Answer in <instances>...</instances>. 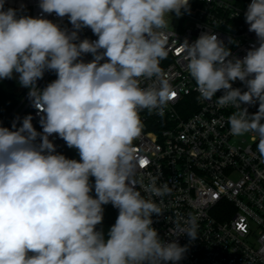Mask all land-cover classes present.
<instances>
[{
  "label": "clouds",
  "instance_id": "obj_1",
  "mask_svg": "<svg viewBox=\"0 0 264 264\" xmlns=\"http://www.w3.org/2000/svg\"><path fill=\"white\" fill-rule=\"evenodd\" d=\"M4 5L0 0V80L18 75L43 113V131H36L31 115L18 128L15 122L11 129L0 126V264L180 261L187 247L160 238L152 215L164 210L137 186L160 198L171 189L167 183L157 186L158 177L147 185L136 178L133 142L143 127L140 111L163 115L173 97L159 68L167 55L163 35L167 18L190 13L189 0H40L43 13L68 17L70 33ZM245 19L259 46L243 59H228L231 50L212 32L185 40L182 55L201 98L224 90L218 105L238 109L228 117L231 135L254 134L264 158V0H251ZM83 28L98 39L77 42ZM89 53L93 59L84 62L81 57ZM45 71L57 78L41 90L37 81ZM142 78L153 83L141 87ZM236 80L247 90L233 88ZM257 102L251 115L241 107ZM53 134L80 159L55 154ZM109 203L119 214L105 235L97 225ZM186 224L173 234L195 240V218Z\"/></svg>",
  "mask_w": 264,
  "mask_h": 264
},
{
  "label": "built area",
  "instance_id": "obj_2",
  "mask_svg": "<svg viewBox=\"0 0 264 264\" xmlns=\"http://www.w3.org/2000/svg\"><path fill=\"white\" fill-rule=\"evenodd\" d=\"M40 0H5V5L17 10H29L31 17H42L58 24L69 33L73 26L67 16L43 13ZM190 13L177 17L172 14L164 30L167 55L159 61L161 75L175 96L158 111L141 110L143 124L140 136L133 142L136 153V178L145 185L151 177H158L157 186L167 183L170 194L163 198L151 196L137 186L141 195L159 203L164 210L152 215L153 224L166 242H178L187 251L183 258L166 264H264V158L257 151L254 134L234 137L230 133L228 117L238 111L234 106L221 107L217 98L202 99L194 79L183 60L181 44L194 42L203 33L217 35L231 50L228 59H243L247 52L258 47V38L249 31L245 13L251 0H189ZM78 41L96 40L90 28L78 32ZM84 62L92 54L81 57ZM54 71H45L37 81L39 89L54 81ZM153 83L141 79V87ZM233 88L246 91L240 80ZM29 90L0 125L17 128L23 118L31 115L37 132H42L40 113L29 98ZM249 115L258 111L259 103L242 104ZM55 150L67 146L57 134L49 137ZM110 204V203H109ZM119 214V210L110 204ZM195 218L197 238L186 233L173 234L177 227L185 228L186 221Z\"/></svg>",
  "mask_w": 264,
  "mask_h": 264
},
{
  "label": "trees",
  "instance_id": "obj_3",
  "mask_svg": "<svg viewBox=\"0 0 264 264\" xmlns=\"http://www.w3.org/2000/svg\"><path fill=\"white\" fill-rule=\"evenodd\" d=\"M8 7L4 5V10H7ZM14 9V8H13ZM18 16H31L30 11L25 10H17ZM29 89L22 87L18 80V75H14L11 79H3L0 80V125L4 122V120L8 117L11 111L18 104L21 97L27 92ZM22 92L20 97L17 96L18 93ZM37 143H39V137L37 138ZM55 154H62L68 159L79 160V153L75 148H69L68 146L59 148L55 150ZM91 183L94 185V178H90ZM93 197H95L94 187L92 192L90 193ZM104 213H103V221L101 224L97 225V230H101L107 234L108 230L112 225L115 224V221L118 217V213L113 210L110 204L104 205Z\"/></svg>",
  "mask_w": 264,
  "mask_h": 264
},
{
  "label": "water",
  "instance_id": "obj_4",
  "mask_svg": "<svg viewBox=\"0 0 264 264\" xmlns=\"http://www.w3.org/2000/svg\"><path fill=\"white\" fill-rule=\"evenodd\" d=\"M22 95V92L18 93L17 96L20 97Z\"/></svg>",
  "mask_w": 264,
  "mask_h": 264
},
{
  "label": "snow or ice",
  "instance_id": "obj_5",
  "mask_svg": "<svg viewBox=\"0 0 264 264\" xmlns=\"http://www.w3.org/2000/svg\"><path fill=\"white\" fill-rule=\"evenodd\" d=\"M172 95L175 96V93H173Z\"/></svg>",
  "mask_w": 264,
  "mask_h": 264
}]
</instances>
